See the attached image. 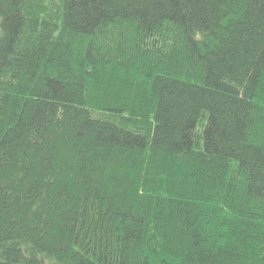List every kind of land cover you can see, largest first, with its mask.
<instances>
[{"label":"trees","instance_id":"1","mask_svg":"<svg viewBox=\"0 0 264 264\" xmlns=\"http://www.w3.org/2000/svg\"><path fill=\"white\" fill-rule=\"evenodd\" d=\"M0 264H264V0H0Z\"/></svg>","mask_w":264,"mask_h":264}]
</instances>
